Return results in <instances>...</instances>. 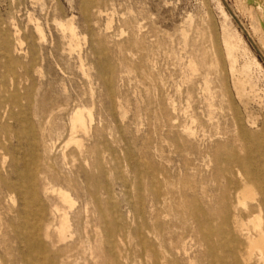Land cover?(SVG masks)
Masks as SVG:
<instances>
[{"label": "rangeland", "instance_id": "1", "mask_svg": "<svg viewBox=\"0 0 264 264\" xmlns=\"http://www.w3.org/2000/svg\"><path fill=\"white\" fill-rule=\"evenodd\" d=\"M258 150L264 0H0V264H260Z\"/></svg>", "mask_w": 264, "mask_h": 264}, {"label": "bare ground", "instance_id": "2", "mask_svg": "<svg viewBox=\"0 0 264 264\" xmlns=\"http://www.w3.org/2000/svg\"><path fill=\"white\" fill-rule=\"evenodd\" d=\"M254 1V0H253ZM263 6V5H262ZM257 9V8H256ZM261 25V23H260ZM210 66V65H209ZM81 110V109H80ZM91 117V114H89ZM93 119H91L92 121ZM90 121V122H91ZM92 123V122H91ZM72 131L76 132H86V119L84 112L76 111L72 116ZM71 141H75L72 139ZM77 142V141H76ZM260 153L262 151L258 150ZM253 156H249L243 160L237 159L234 156L230 160V166L232 168H237L239 173L243 174L242 187L238 192V203L240 205H246L249 201L250 205L246 206L245 215L248 222L251 223L255 228V235H250L247 237V256L239 255L247 263L251 259L253 253L259 255V263L262 264L264 260V154L261 153L262 163L253 165L250 161ZM216 167V166H215ZM261 171L263 174L261 175ZM253 184L258 186V193L255 191ZM54 193L58 195L64 204H69L70 207L74 205L69 194L62 190H54ZM259 196V197H258ZM76 204V203H75ZM70 222V221H69ZM62 232L68 230V220L67 215H64L63 224L61 226ZM238 226L236 227V229ZM239 254V252H238ZM249 264V263H248Z\"/></svg>", "mask_w": 264, "mask_h": 264}]
</instances>
